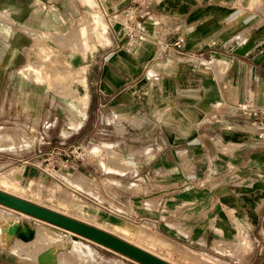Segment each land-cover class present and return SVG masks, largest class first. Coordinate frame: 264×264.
Segmentation results:
<instances>
[{"label": "crops", "instance_id": "1", "mask_svg": "<svg viewBox=\"0 0 264 264\" xmlns=\"http://www.w3.org/2000/svg\"><path fill=\"white\" fill-rule=\"evenodd\" d=\"M128 4L96 0L110 35L81 109L52 99L54 129L91 138L95 124L100 201L228 264H264V139L237 108L264 99V0H154L134 35Z\"/></svg>", "mask_w": 264, "mask_h": 264}, {"label": "rangeland", "instance_id": "2", "mask_svg": "<svg viewBox=\"0 0 264 264\" xmlns=\"http://www.w3.org/2000/svg\"><path fill=\"white\" fill-rule=\"evenodd\" d=\"M96 8V0H9L3 12L7 40L0 46V176L12 180L18 170L20 188H0L106 229L174 264H228L100 201L102 192L90 181L99 173L93 122L84 128L91 138L66 139L54 129L52 99L81 109L88 65L108 41L109 27ZM84 159L89 163L75 168ZM26 223L35 230L29 241L17 236ZM39 233L47 236L44 241H38ZM0 264L142 263L0 203Z\"/></svg>", "mask_w": 264, "mask_h": 264}, {"label": "water", "instance_id": "3", "mask_svg": "<svg viewBox=\"0 0 264 264\" xmlns=\"http://www.w3.org/2000/svg\"><path fill=\"white\" fill-rule=\"evenodd\" d=\"M0 203L86 236L128 255L142 264H174L108 230L2 189H0ZM25 228L26 230L23 227L19 228L17 236L23 241L32 240L35 237V230L27 223Z\"/></svg>", "mask_w": 264, "mask_h": 264}, {"label": "built area", "instance_id": "4", "mask_svg": "<svg viewBox=\"0 0 264 264\" xmlns=\"http://www.w3.org/2000/svg\"><path fill=\"white\" fill-rule=\"evenodd\" d=\"M153 4L154 0H129V4L123 12L125 17L124 26L129 35L138 32L135 27L141 19L151 16ZM175 45L184 47L186 45L185 38H178ZM218 106H220V103L216 104V107ZM237 108L240 113L249 116L258 138L264 139V99L261 104L253 99L243 100L237 104ZM228 172H231V170Z\"/></svg>", "mask_w": 264, "mask_h": 264}, {"label": "bare ground", "instance_id": "5", "mask_svg": "<svg viewBox=\"0 0 264 264\" xmlns=\"http://www.w3.org/2000/svg\"><path fill=\"white\" fill-rule=\"evenodd\" d=\"M81 104H82V102H80ZM99 150V149H98ZM15 170H16V168H15ZM10 171V170H9ZM16 173H14V176H13V178H12V180H4L1 176H0V184L2 185V184H5V185H9V186H12V187H14V189L16 188V189H19L20 188V186H19V183H18V179H19V177H20V172L18 171V170H16L15 171ZM10 174V173H9ZM13 174V173H12ZM77 180H78V178H76ZM80 179V178H79ZM84 180V179H83ZM79 181V180H78ZM82 181V180H81ZM85 182V181H84ZM77 183V182H76ZM78 184H79V182H78ZM81 184V183H80ZM5 187V186H4ZM7 187V186H6ZM9 188V187H8ZM23 188V187H22ZM0 189H2V188H0ZM25 189V188H24ZM24 189H22V190H24ZM2 190H7V189H2ZM7 192H9V191H7ZM23 197V196H22ZM4 205V204H3ZM21 212V211H20ZM22 214H24V215H29V214H26V213H24V212H21ZM31 216V215H30ZM33 217V216H32ZM34 218V217H33ZM53 224V223H52ZM56 225V224H55ZM18 230H19V228H18ZM18 230H17V232H18ZM69 230V229H68ZM106 230V229H105ZM70 231H72V230H70ZM73 232V231H72ZM114 234V233H113ZM39 235H40V237H39V242H41V241H44V239H45V237H47L44 233H39ZM116 235V234H115ZM118 236V235H117ZM121 238H122V236H121ZM127 240V239H126ZM128 241H130V240H128ZM130 242H132V241H130ZM135 244V243H134ZM73 245V244H72ZM136 245H138V246H140L139 244H136ZM141 247V246H140ZM143 248V247H142ZM146 250H148L149 251V249H146ZM77 251H78V249H77ZM151 252V251H150ZM152 253H154V252H152ZM154 254H156V253H154ZM80 256V255H79ZM160 256V255H159ZM162 258H164V257H162ZM165 259V258H164ZM167 260V259H166Z\"/></svg>", "mask_w": 264, "mask_h": 264}]
</instances>
